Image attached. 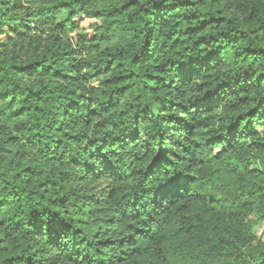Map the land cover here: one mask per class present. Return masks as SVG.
<instances>
[{"label": "trees", "instance_id": "trees-1", "mask_svg": "<svg viewBox=\"0 0 264 264\" xmlns=\"http://www.w3.org/2000/svg\"><path fill=\"white\" fill-rule=\"evenodd\" d=\"M0 264H264V0H0Z\"/></svg>", "mask_w": 264, "mask_h": 264}, {"label": "rangeland", "instance_id": "rangeland-1", "mask_svg": "<svg viewBox=\"0 0 264 264\" xmlns=\"http://www.w3.org/2000/svg\"><path fill=\"white\" fill-rule=\"evenodd\" d=\"M77 21L79 22L80 26L84 29H86V31L90 32L91 31V27H90V23L93 21V19L91 18H85V17H78ZM262 227V224H260L259 226L256 227L257 232H260V228Z\"/></svg>", "mask_w": 264, "mask_h": 264}]
</instances>
